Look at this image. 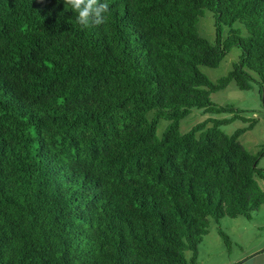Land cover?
Returning a JSON list of instances; mask_svg holds the SVG:
<instances>
[{"label": "trees", "instance_id": "obj_1", "mask_svg": "<svg viewBox=\"0 0 264 264\" xmlns=\"http://www.w3.org/2000/svg\"><path fill=\"white\" fill-rule=\"evenodd\" d=\"M108 3L84 28L63 0H0V264H196L211 219L264 206V150L242 129L180 130L194 108L235 110L212 92L264 83V0ZM205 10L214 42L197 29ZM234 45L213 82L200 66Z\"/></svg>", "mask_w": 264, "mask_h": 264}, {"label": "rangeland", "instance_id": "obj_2", "mask_svg": "<svg viewBox=\"0 0 264 264\" xmlns=\"http://www.w3.org/2000/svg\"><path fill=\"white\" fill-rule=\"evenodd\" d=\"M221 34L224 37L228 34L229 27L222 25ZM234 27H241L238 22ZM197 29L200 35L207 38L210 42H214L216 26L215 18L211 11L205 10L204 15L200 17ZM243 34H246L243 28ZM241 48L237 45L231 46L223 59L216 67L200 66V69L213 81L217 82L220 78L226 76L233 68V65L238 62L241 55ZM211 100L218 105H231L235 108L233 111L209 112L203 109L194 108L180 122L181 132L189 131L195 124L208 120L209 118H217L225 120L220 128L228 133L233 134L235 131L242 129L243 132L239 135V140L245 148L253 153L258 154L264 150V83H252L248 90L239 89L233 82H230L226 87L214 91L210 94ZM240 111V117L233 118V112ZM151 112H149V115ZM169 124V120L161 118L157 126V135L162 136ZM211 123H209L210 125ZM257 167L264 171V151L258 156ZM262 191H264V179L259 176L255 177ZM262 212V211H261ZM255 214L250 219L255 218ZM231 220V219H224ZM248 219H240L238 230H231L230 226L221 219L216 222L211 219L209 233L216 234V230L221 229L228 239V245L222 240L221 245L213 243L209 247L205 245L212 238L211 235H206L200 244L201 252L207 256L210 264H228L229 258H242L247 254L252 253L256 247L260 245L254 240V230L249 228ZM238 224V223H237ZM220 237V236H219ZM221 238V237H220ZM222 239V238H221ZM204 244V246H203ZM199 246V247H200ZM206 261L205 264H208ZM196 264H204L201 257L198 256Z\"/></svg>", "mask_w": 264, "mask_h": 264}, {"label": "crops", "instance_id": "obj_3", "mask_svg": "<svg viewBox=\"0 0 264 264\" xmlns=\"http://www.w3.org/2000/svg\"><path fill=\"white\" fill-rule=\"evenodd\" d=\"M262 211V212H261ZM256 216L253 219H248L249 222V228L254 230V240H256V243L259 244V247H256V249L250 253L245 255L244 257L238 259V258H229L228 264H264V206H262L257 212L254 213ZM226 218H223L222 221L227 223L232 232L239 228L240 219H245V217H237V218H227L231 220H224ZM247 219V218H246ZM238 223V224H237ZM217 231V230H216ZM208 235H211L212 238H210L205 245L212 247L211 245L213 243L221 245L222 239L219 237L218 231L216 234L208 233ZM223 243V242H222ZM204 246V244H203ZM202 246L199 247L198 250V256L201 257V261L206 263L207 256L201 252ZM208 264L210 262L208 261Z\"/></svg>", "mask_w": 264, "mask_h": 264}, {"label": "clouds", "instance_id": "obj_4", "mask_svg": "<svg viewBox=\"0 0 264 264\" xmlns=\"http://www.w3.org/2000/svg\"><path fill=\"white\" fill-rule=\"evenodd\" d=\"M65 10L76 14L77 23L84 28L99 26L107 22L108 0H63Z\"/></svg>", "mask_w": 264, "mask_h": 264}]
</instances>
